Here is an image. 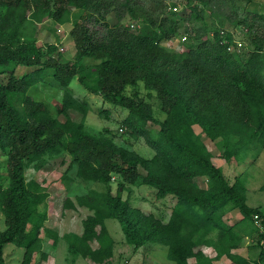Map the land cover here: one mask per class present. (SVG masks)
<instances>
[{
  "label": "trees",
  "instance_id": "1",
  "mask_svg": "<svg viewBox=\"0 0 264 264\" xmlns=\"http://www.w3.org/2000/svg\"><path fill=\"white\" fill-rule=\"evenodd\" d=\"M51 1L55 8L49 14L56 19L70 11L68 6L78 11L72 22L75 56L71 59L52 56L55 45L48 44L44 51L26 31L29 24L34 25L32 18L49 12ZM198 5H191L189 18L201 20L193 27L191 40L181 51H168L161 42L177 34L181 19L164 6L157 15H149L133 0H0V149L6 155L7 181L5 185L0 182L5 223L0 230V264H6L2 250L7 242L24 248L21 264H28L32 252L40 249V230L50 233L44 225L47 214L38 209L44 194L35 181L26 180L24 172L28 166H42L44 155L61 151L71 156L78 176L105 184L104 192L90 190L78 196L79 202L95 206V214L86 216L80 234L66 235L70 252L96 264H113L112 239L104 223V218L112 217L128 242L134 246L148 241L164 244L167 257L175 264H188L191 256L203 262L201 245L211 241L208 235L215 228L219 235L211 243L218 255L225 253L234 264L264 262L260 243L264 229L259 230L256 222L264 226V213L245 202L239 181L228 182L193 128L199 125L211 139L221 137V157L226 161L240 157L256 141L264 146V14L257 15L263 20L261 34L251 35L253 46L242 57L238 49H227L230 33L221 34L222 28L203 21ZM110 11L116 15L114 23L106 18ZM125 12L130 19L140 18L137 30L120 22ZM45 53L50 54L43 59ZM85 57L99 60L87 67ZM17 66L27 69L19 71ZM47 68L63 88L57 105L61 120L26 93ZM74 75L85 90L127 109L122 123L153 149L150 157L114 144L105 134L85 131L86 107L74 99L69 87ZM139 82L147 96L155 94L160 101L165 111L162 119L153 115L149 102L138 94ZM127 86L133 87L130 94L125 93ZM17 93L22 94V109L12 101ZM67 109L79 112L80 119L71 118ZM233 129L244 131L231 145ZM113 174L114 193L110 188ZM200 178L205 187L198 184ZM138 179L154 186L157 197L175 196L167 221L131 206L128 197L121 198L123 183ZM228 208L238 209L241 216L227 226L219 219ZM239 233L255 235L258 258L250 260L231 251L242 238ZM95 238L99 245L92 247L90 241Z\"/></svg>",
  "mask_w": 264,
  "mask_h": 264
},
{
  "label": "rangeland",
  "instance_id": "2",
  "mask_svg": "<svg viewBox=\"0 0 264 264\" xmlns=\"http://www.w3.org/2000/svg\"><path fill=\"white\" fill-rule=\"evenodd\" d=\"M133 2L140 10H147L145 12L149 15H157L156 12L159 8L164 6L165 10L171 9L180 17L177 34L161 42V45L168 51L183 50L185 42L191 40L193 27L201 23L200 19L189 18L191 5L194 3H198V8H202L203 21L210 26L222 28L223 32L230 33L231 44L237 45L236 42H240V45L232 47V50L238 49L242 57L246 56L247 50L253 46L250 41L251 35L261 34L260 25L263 20L257 15L264 14V0H219L217 2L210 0L205 3L203 0H133ZM41 5H46V3H41ZM47 6L50 8L49 12L40 15L37 19L32 18L34 25L29 24L26 31L32 35L35 44L41 46L44 51L48 44L55 45L51 52L52 56L59 54L61 60L71 59L75 56V46L71 33L72 22L78 11L73 6H68L70 11L68 13L63 11L61 19H56L49 14L54 11L55 5L51 1ZM106 18L110 23L117 20L113 11H110ZM120 22L128 24L131 30H137L141 23L139 17L136 20L130 19L126 12L120 18ZM49 54L45 53L43 59ZM98 60L99 58L96 57H85L83 62L87 67H91ZM31 68L28 67V69ZM17 69L23 71L27 68L17 66ZM51 70V68H47L46 72L27 88L26 93L33 100L42 103L48 113L61 120L63 115L58 112L57 105L61 103L63 88L52 77ZM69 87L74 99L81 102L82 107H86L83 117L85 131L93 134H105L114 144L133 150L143 157H150L154 153L141 136H133L129 129L123 125L122 119L127 114L126 108L106 101L99 93L93 94L85 90L77 81L76 75L71 78ZM132 89V86H127L125 93L130 94ZM137 90L138 94L149 102L153 115L162 119L165 116V111L161 109L160 101L155 94L147 96L146 89L141 82L137 85ZM21 95V93H17L12 97L13 104L18 109L23 107ZM66 112L75 120L81 117L77 111L67 109ZM193 128L200 135L206 148L212 153L214 162L221 167L228 182L231 184L236 180L239 181L242 184L245 202L250 206L259 207L264 213V146L256 141L246 148L240 157L233 156L232 159L226 161L221 157L223 150L221 137L211 139L199 125L193 124ZM231 131L229 139L232 145L233 142L236 143L244 130L233 129ZM44 156L46 162L42 166L39 168L28 166L24 172L26 180L35 181L38 191L44 194L38 209L46 212L44 225L50 230L48 235L44 229L40 230V249L32 252L28 264H96L89 257L70 252L67 248L66 235L73 232L80 234L86 216L95 214V206H88L83 201L79 202L78 196L90 190L104 192L105 184L85 180L78 176L75 172V163L71 156L64 151ZM5 158L6 155L0 149V182L2 185L7 182ZM138 169L142 173L146 172L141 166H138ZM198 184L201 187L206 186L205 180H201V178ZM115 187L116 176L113 174L110 179V188L113 193ZM155 191L154 186L138 179L134 183L124 182L120 195L121 198L128 197L131 206L138 207L143 212H152L162 221H167L176 198L171 193L157 197ZM240 216L241 213L238 209L228 208L219 220L221 224L228 226L233 225ZM253 217L255 218L254 214ZM256 222L259 225V230L262 231L264 229L263 224L258 219ZM104 223L112 239L111 261L113 264H175L173 260L167 257L166 245L156 241H148L139 246H134L133 243L126 240L115 218L106 217ZM4 227V215L0 210V230ZM96 230H99L98 224ZM218 235L219 228L213 229L208 235L211 241L201 245L205 256L203 262H198L191 256L188 258V264H208L211 262L214 264H234L225 253L222 255L216 253L212 243ZM240 236L242 237L241 240L236 247L231 248V251L238 252L250 260L258 258L259 247L254 243L255 235H243L241 233ZM262 239L260 240L262 241ZM90 245L92 247L98 246L99 240L96 238L91 240ZM23 250L22 246L7 242L2 250L5 263L21 264ZM42 253L44 255H41ZM260 264H264V262Z\"/></svg>",
  "mask_w": 264,
  "mask_h": 264
},
{
  "label": "built area",
  "instance_id": "3",
  "mask_svg": "<svg viewBox=\"0 0 264 264\" xmlns=\"http://www.w3.org/2000/svg\"><path fill=\"white\" fill-rule=\"evenodd\" d=\"M173 8H175V7H173ZM220 33L223 34V31L220 30ZM183 38H184V36H183ZM222 40H223L224 42H227V40H226L225 38H223ZM236 44H237V45H240V42L237 41ZM237 45H233V44H231V43H228L226 47H227L228 50H232L234 47H237ZM232 47H233V48H232ZM254 215H255V217H256V214H254ZM260 243H262V244L264 245V240H263V239H262V241L260 240Z\"/></svg>",
  "mask_w": 264,
  "mask_h": 264
}]
</instances>
